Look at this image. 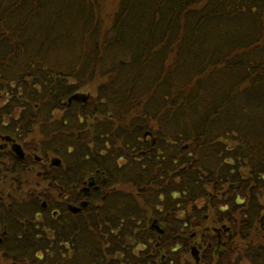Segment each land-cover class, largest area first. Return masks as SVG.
Wrapping results in <instances>:
<instances>
[{"label": "trees", "instance_id": "16d2710c", "mask_svg": "<svg viewBox=\"0 0 264 264\" xmlns=\"http://www.w3.org/2000/svg\"><path fill=\"white\" fill-rule=\"evenodd\" d=\"M0 135L61 158L44 209L7 157L0 264H264V0H0Z\"/></svg>", "mask_w": 264, "mask_h": 264}, {"label": "rangeland", "instance_id": "374dc122", "mask_svg": "<svg viewBox=\"0 0 264 264\" xmlns=\"http://www.w3.org/2000/svg\"><path fill=\"white\" fill-rule=\"evenodd\" d=\"M96 87L97 86L94 83L80 90L77 94L78 99H76V101L78 100V101L86 102L88 99H92L95 96ZM89 137L91 138L92 135L89 134ZM1 144L2 141L0 140V145ZM20 144L22 145V143ZM9 150H10L9 147H7L6 149L0 148V192L2 193L1 195L4 197L11 196V194L16 193L15 191H12V189H10V185L9 183H7V181L9 180V174L7 173L9 171V167L11 166V164L7 160L8 159L7 157L9 156L8 152H10ZM25 153H26V157L24 159V168L21 169L22 185H21V189L17 192L18 193L17 198L20 197L21 200H24V204H25L27 201H29L28 194L31 195L44 194L45 195L44 199L42 197H38L40 198L39 202L43 203L45 201L50 207H53L52 209L54 208L56 209L55 204L61 201V199H59L60 192L57 189H53L50 187L47 188L46 186L48 185V183L46 184L43 181L44 179L43 175L46 172V169L49 170V164L52 158H57L59 160H61V158L56 155L42 156L38 153H31L26 151ZM37 157H40L41 159H38ZM50 172L51 170L49 171V173ZM116 190L125 191L123 188L122 189L118 188ZM191 261L194 264H198L201 260L198 263H195L193 259H191ZM246 262L247 261L244 260L242 264H246Z\"/></svg>", "mask_w": 264, "mask_h": 264}, {"label": "water", "instance_id": "95a60500", "mask_svg": "<svg viewBox=\"0 0 264 264\" xmlns=\"http://www.w3.org/2000/svg\"><path fill=\"white\" fill-rule=\"evenodd\" d=\"M74 98L76 99V97H74ZM4 140H6L7 142H13L10 138H4ZM12 151H13V152H14L19 158H22L23 155H24L21 146L18 145V144H16V143H14V144L12 145ZM53 164H55V162H54ZM71 210H72L73 212L78 211V210L75 209V208H71ZM192 256H193V258H194V260H195L196 262L199 261L198 251H197V249H196L195 247L192 248Z\"/></svg>", "mask_w": 264, "mask_h": 264}, {"label": "flooded vegetation", "instance_id": "af4514ba", "mask_svg": "<svg viewBox=\"0 0 264 264\" xmlns=\"http://www.w3.org/2000/svg\"><path fill=\"white\" fill-rule=\"evenodd\" d=\"M3 148H5V147H3Z\"/></svg>", "mask_w": 264, "mask_h": 264}]
</instances>
